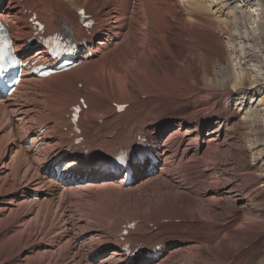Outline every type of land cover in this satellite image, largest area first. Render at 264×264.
<instances>
[{
	"label": "bare ground",
	"instance_id": "obj_1",
	"mask_svg": "<svg viewBox=\"0 0 264 264\" xmlns=\"http://www.w3.org/2000/svg\"><path fill=\"white\" fill-rule=\"evenodd\" d=\"M1 3L0 19L9 25L18 47L32 33L31 14L24 10L28 9L48 34L59 32L64 23L70 26L92 58L86 55L77 68L47 79L22 81L12 96L0 99V264L79 263L82 249L102 234L109 236L107 242H98L84 264H125L116 233L122 223L135 220L140 223L129 232L128 242L167 248L152 264H169V258L177 256L172 246L175 238L208 247L205 256L199 257L202 264H264V216L242 214L237 208H224L221 215L204 211L202 198L208 192L182 184L172 170L193 166L184 172L203 184L208 175L193 169L210 157V149L227 131L222 115L228 107L219 103L217 111L194 119L198 107L189 104V97L196 94L203 107L217 95L216 88L224 89L221 95L227 102L237 93L250 91L255 96L264 88V0H8L4 7ZM79 9L96 20L91 30L82 29ZM166 40L171 44L164 46L163 56L154 55ZM224 45L230 48L226 60L221 56ZM44 58L41 51L32 57ZM212 66L219 79L211 77ZM235 67L237 80L233 90H227ZM79 98L87 107L79 119L83 147L60 161L61 149L71 142L63 130L68 127L69 108ZM117 104H127L125 112L117 113ZM240 106L239 102L233 109L246 110L243 120L252 122L260 146L262 138L257 133L264 125V108ZM140 110L146 118L139 116ZM202 128L206 133L200 139ZM138 136L154 144L158 163L150 173L136 170L135 180L158 177L164 182L158 190L163 195L141 200L139 194L140 200L125 197L121 203L116 197L119 203L112 200L102 205L103 196L122 193L135 180L125 184L99 172L101 154L111 160L117 150L134 145ZM82 149L88 150L87 159ZM65 161L68 165L62 174L74 175L59 184L51 179V166ZM235 188L228 185L216 196L231 198ZM172 190L174 195H167ZM82 197L96 206L82 205L79 212L72 203ZM224 215H233V222L216 225ZM54 216L63 224L51 226ZM167 219L185 222L169 225L172 221ZM149 223L155 224L151 228ZM247 245L249 250L239 249Z\"/></svg>",
	"mask_w": 264,
	"mask_h": 264
},
{
	"label": "rangeland",
	"instance_id": "obj_2",
	"mask_svg": "<svg viewBox=\"0 0 264 264\" xmlns=\"http://www.w3.org/2000/svg\"><path fill=\"white\" fill-rule=\"evenodd\" d=\"M5 1V0H4ZM8 0L5 1L4 6L7 4ZM253 2V1H251ZM171 44L170 40H166V43L163 45H159L156 47L154 50V55H160L163 56L164 54V46L166 45L167 47ZM224 49L222 50L221 56L222 59L228 57V53L230 52V48L227 45H224ZM228 52V53H227ZM225 55V57H224ZM223 59V60H224ZM225 59V60H226ZM216 70V71H215ZM212 76L217 77V69L214 68V66L211 67L210 69ZM234 79L232 82H229L227 84L226 89L227 90H233V82L237 80V75H236V67L234 70H232ZM216 75V76H215ZM219 79V77H217ZM246 88L250 87V81L247 79L246 81ZM249 86V87H248ZM217 89V95H213L209 101L201 107V99L196 97H189L187 100L189 101V104H194L198 107L197 113L195 114L194 119H202V117L217 111V106L219 103H223V107H228L227 110H223L222 117L227 119L228 124L226 125V132L224 135L220 137V141L217 146L213 147L210 149V157L207 158V160L203 159L199 164H197V167L194 168L193 170L196 172H205L208 175V179L203 183V184H197V181L191 178L190 175L185 173L184 171L186 170L188 172L191 171L190 168L193 166H176L174 167V170L178 174V180L182 184H189L193 186H197L201 193L204 191H207L208 193L205 194V196L202 198L204 199L205 203L203 204V210L209 211L212 214H217L221 215L223 212V209L226 208L228 210H234L237 208V210L242 213V214H256V215H263L264 216V125H260L259 131L257 134L258 136L262 138V142L260 143V146L258 143L255 142L256 140V135L254 136L255 129L251 126V121L246 124V121L243 120V116L246 113V110L239 112L233 109L236 104L239 102L241 103V106L239 109L243 108L244 105L246 106H252L253 109H258V110H263L264 104L263 99H264V88H262L261 93L258 95H253L250 91H247L245 95H241L242 92L237 93L234 95L231 101L227 102L226 96L221 95V93H224V89L222 88H216ZM215 89V90H216ZM226 91V90H225ZM219 93V94H218ZM144 99V96H142ZM217 99V100H216ZM222 99V100H220ZM237 100L239 101L237 103ZM253 101H256L255 103ZM203 102V101H202ZM253 102V103H252ZM143 103H145L143 101ZM197 103V104H196ZM147 104V103H145ZM263 104V105H262ZM215 107V108H214ZM215 109V110H214ZM227 112V113H226ZM139 116L144 117L146 115L145 111H141L138 113ZM264 114V110H263ZM225 115H227L225 117ZM214 116L213 118H215ZM146 118V117H144ZM152 117L149 116V120ZM153 119V118H152ZM242 120V121H240ZM187 121V120H186ZM245 121V122H244ZM250 124V125H249ZM206 133V129L202 128L199 130V136L200 139L203 138L204 134ZM259 146L258 148L254 149L253 147L255 145ZM215 152V153H213ZM215 156H214V155ZM201 157V156H200ZM215 165V166H214ZM150 173V172H148ZM139 176V173H137L136 177L134 180ZM153 176V175H146L142 177L141 179L135 180L132 183V186H130V189H127L126 191L117 194L112 192L110 195L103 196L102 197V205H106L107 203L110 205L114 202L119 203L116 201L119 197L120 203L123 201L122 199H125V197H132V201H135V198L139 196L141 200L143 198H151L153 199V196L158 195H163L159 194L158 190L162 187L164 182L158 177ZM158 178V179H157ZM158 182H156L155 180ZM150 181V182H149ZM218 182V183H217ZM143 183L145 185H143ZM230 183V184H229ZM235 185V191L234 194L232 195L231 198L227 199H220L216 196L220 191H223L225 187L228 185ZM143 185V186H142ZM159 185V186H158ZM226 185V186H225ZM136 186V187H135ZM141 188V189H140ZM239 189V190H238ZM140 190V191H139ZM153 190V191H152ZM242 191V192H241ZM171 192L173 193H167V195H174L176 192L175 190H172ZM156 193V195H155ZM125 194V196H122ZM147 194V195H146ZM133 195V196H132ZM115 196V198H114ZM145 196V197H144ZM107 197L108 200L105 198ZM117 197V199H116ZM143 197V198H142ZM242 197L247 199L248 202H243ZM114 198V199H112ZM140 198L137 197L138 200ZM136 199V200H137ZM182 199V198H180ZM207 199V200H206ZM113 200V201H112ZM177 200V199H176ZM111 202V203H110ZM209 202V203H207ZM94 203V204H93ZM98 203V202H97ZM68 204V203H67ZM74 208L82 212V205H87V206H92L91 208L93 209L96 206V203L93 200H90L89 198L82 197L80 201L72 203ZM100 207V206H99ZM77 218L81 219V216L79 213H76L75 215ZM231 218V219H230ZM90 223L92 225L95 224V221L93 217H90ZM171 220V219H167ZM221 223L216 224V225H224L227 221L230 223L233 222L234 217L233 215H230L227 217L224 215L221 218ZM225 220V221H224ZM163 221V220H162ZM172 221V220H171ZM194 219H192L191 222L194 223ZM183 223L185 222L184 220H176L175 223L173 221L171 223H168L169 225H175L177 223ZM227 222V223H228ZM56 224H63L62 220H58L57 217H52L51 218V223L50 225H56ZM149 224H155V223H149ZM151 227V226H149ZM152 228V227H151ZM157 229V227L153 228ZM83 231V230H81ZM219 238L221 236H218ZM109 236L107 234H102L98 240L93 242L90 247H84L80 254V261L78 262H73V259L68 256L66 259H71L73 263L75 264H84L83 263V256L84 255H91L94 251V247L98 244V242H107V239ZM186 240H182L181 238H175L174 243L172 246L174 247L173 249L176 251L177 256L174 258H169L168 263L169 264H202L200 262L201 256H205L206 251L209 250L208 247L204 246H199L197 243L191 242L188 238H185ZM177 242H176V241ZM256 244V243H254ZM198 248H197V247ZM197 249H195V248ZM201 247V248H200ZM207 248V250H206ZM212 248V246H211ZM214 248V247H213ZM212 248V249H213ZM194 249V250H193ZM239 249H242L243 251H247L250 249V245L247 246H241ZM205 250V251H204ZM198 253V254H196ZM201 253V254H200ZM205 253V254H204ZM203 254V255H202ZM175 255V254H173ZM194 255V256H193ZM199 258V259H198ZM217 261H213L212 263H215ZM221 261L219 260V263ZM234 261H232L233 263ZM143 264V263H142ZM152 264V263H150ZM231 264V263H229Z\"/></svg>",
	"mask_w": 264,
	"mask_h": 264
},
{
	"label": "snow or ice",
	"instance_id": "obj_3",
	"mask_svg": "<svg viewBox=\"0 0 264 264\" xmlns=\"http://www.w3.org/2000/svg\"><path fill=\"white\" fill-rule=\"evenodd\" d=\"M81 15H83V13H81ZM73 111H74V113H75V112H77V111H78V109H74Z\"/></svg>",
	"mask_w": 264,
	"mask_h": 264
}]
</instances>
